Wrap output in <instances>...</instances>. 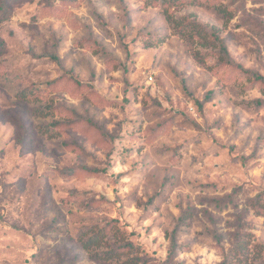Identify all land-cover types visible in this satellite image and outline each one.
<instances>
[{"label": "rangeland", "instance_id": "1", "mask_svg": "<svg viewBox=\"0 0 264 264\" xmlns=\"http://www.w3.org/2000/svg\"><path fill=\"white\" fill-rule=\"evenodd\" d=\"M0 264H264V0H0Z\"/></svg>", "mask_w": 264, "mask_h": 264}, {"label": "trees", "instance_id": "2", "mask_svg": "<svg viewBox=\"0 0 264 264\" xmlns=\"http://www.w3.org/2000/svg\"><path fill=\"white\" fill-rule=\"evenodd\" d=\"M166 1V0H165ZM93 241V238H89L88 239V242H86L85 244H86V246L87 247H89V242H92ZM133 246V243L132 242H127V243H125V244H123V245H119V246H117L116 248H114V249H112L111 251H112V253H114V252H116L117 250H119V249H130L131 247ZM131 250V249H130ZM111 254V253H110Z\"/></svg>", "mask_w": 264, "mask_h": 264}]
</instances>
